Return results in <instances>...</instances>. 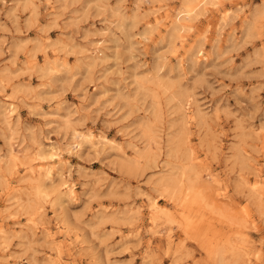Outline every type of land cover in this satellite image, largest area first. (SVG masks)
Segmentation results:
<instances>
[{
	"label": "rangeland",
	"instance_id": "374dc122",
	"mask_svg": "<svg viewBox=\"0 0 264 264\" xmlns=\"http://www.w3.org/2000/svg\"><path fill=\"white\" fill-rule=\"evenodd\" d=\"M261 230L264 0H0V264H260Z\"/></svg>",
	"mask_w": 264,
	"mask_h": 264
},
{
	"label": "snow or ice",
	"instance_id": "6c2138e0",
	"mask_svg": "<svg viewBox=\"0 0 264 264\" xmlns=\"http://www.w3.org/2000/svg\"><path fill=\"white\" fill-rule=\"evenodd\" d=\"M187 7L189 9H193V6L192 5H187ZM196 7H200V6L197 5ZM213 7H220V5L214 4ZM193 10H190L187 13V15L188 16H191L193 14ZM182 15H184V13H182ZM259 243H260L261 251L258 252L256 255H257V259L260 261V264H264V230H261V239H260ZM249 264H251V262H249Z\"/></svg>",
	"mask_w": 264,
	"mask_h": 264
},
{
	"label": "bare ground",
	"instance_id": "6f19581e",
	"mask_svg": "<svg viewBox=\"0 0 264 264\" xmlns=\"http://www.w3.org/2000/svg\"><path fill=\"white\" fill-rule=\"evenodd\" d=\"M189 11V10H188ZM188 13V12H187ZM180 28H183V25H180Z\"/></svg>",
	"mask_w": 264,
	"mask_h": 264
}]
</instances>
